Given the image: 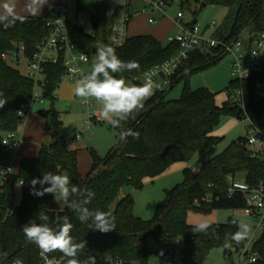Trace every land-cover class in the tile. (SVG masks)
Masks as SVG:
<instances>
[{
    "label": "trees",
    "instance_id": "16d2710c",
    "mask_svg": "<svg viewBox=\"0 0 264 264\" xmlns=\"http://www.w3.org/2000/svg\"><path fill=\"white\" fill-rule=\"evenodd\" d=\"M184 2H193L200 8L204 4L203 8L213 5L226 9L227 16L215 37L227 43L237 40L242 33L254 39L264 31V0ZM92 25L94 32L89 35L76 21H68L77 51L89 56H95L97 44L110 46V21L98 3ZM48 33L45 20L38 17H18L7 28L0 24V102H3V107H0V168L11 165L12 153L2 145V140L6 134L17 133L24 125L28 112L25 111V116H20L19 112L25 110L34 92L33 80L4 62L2 55L16 52L19 46L25 49L26 57L31 58ZM113 49L120 59L136 61L140 65L139 70L122 73L130 85L134 77L173 57L179 48L174 44L163 45L154 37L143 35L129 38L123 47ZM223 58L215 53H192L172 77V89L177 83H184L181 97L170 101L167 94H156L147 99L143 109L133 113L122 128L112 127L118 136L122 129L139 132V139L132 136L127 137V142L119 139V144L105 157L90 150L92 165L85 178L78 169V151L69 148L61 135L63 123L54 109L56 92L65 73L64 65L62 62L46 65L43 97L50 102L51 108L40 111L39 115L45 120L50 140L48 145L41 147L38 158L20 161L16 175H8L2 184L0 178V264H13L16 260L25 264H41L40 250L26 241L21 230L39 211L45 212L50 222L57 215L69 217L73 224V239L76 242L87 241V247L78 254L81 261L94 256L96 264H115L117 260L149 264L150 240L161 247H174L180 240H185L180 248L181 264H204L214 249H223L228 258L238 254L244 241L240 244L229 241L230 246L225 247V238L237 231V223L230 220L223 225H211L207 233L194 232L187 223V215L190 211H236L246 207L243 195L237 193L229 197L227 194L229 176L240 178L250 186L264 181V161L251 159L245 138L232 142L220 155L205 162L197 174L189 168L184 169L183 182L165 193L150 221L134 216L135 202L131 196L120 199L114 211L110 210L123 187L140 189L145 180L163 175L176 163H189L217 145L221 139L214 137L213 133L223 117L245 118L264 130V71L242 82L230 81L226 91L235 89L243 92V111L228 100L218 106L215 101L217 95L208 89L190 88L189 81L194 74L217 65ZM140 114L143 115L135 122ZM49 171L69 176L81 190H91L95 196L88 205L89 209L111 212L115 216L116 229L108 233L93 231L89 223H81L67 207L60 210L51 194L43 197L31 195L30 181ZM18 182H22L21 201L16 206L15 186ZM36 188L39 189L40 185ZM37 222L40 221L37 219ZM258 247L261 259L257 264H264V235ZM49 255L57 259L61 257L59 252Z\"/></svg>",
    "mask_w": 264,
    "mask_h": 264
},
{
    "label": "built area",
    "instance_id": "2783aa9c",
    "mask_svg": "<svg viewBox=\"0 0 264 264\" xmlns=\"http://www.w3.org/2000/svg\"><path fill=\"white\" fill-rule=\"evenodd\" d=\"M105 16L110 21L108 44L113 48H121L130 37V26L139 17H146V25L157 26L167 17V12L174 3V0H96ZM69 0H61L58 6H50L49 18L45 21L49 29L48 36L38 46L37 52L27 58L25 49L17 46V51L12 54H3L2 60L9 66L18 70L25 69L26 76L34 82V92L24 111H20V116H25V111L29 112L34 104H44V97L36 95V88L44 90L45 66L57 65L62 62L65 73L61 82L66 78L70 83H74L88 74L81 68L89 63V55L80 53L74 44L68 28ZM219 27L213 22L207 28L201 29L194 22H186L184 14L179 12L172 23V32L166 35V44L178 46V52L173 57L163 63L154 66L140 76L131 80L130 84H141L147 79L146 74H152L155 84L161 85L156 94H167L173 87L172 77L177 70L185 64L192 53L213 54L225 57L232 55L234 62L233 77L235 81H245L255 74L264 71V31L259 33L254 39L246 33H242L239 38L231 43L219 40L215 37ZM174 33V34H173ZM87 56L88 62L85 63L82 57ZM22 72V71H21ZM57 99V97H56ZM227 100L231 105L244 110L243 92L241 90L230 89L227 92ZM83 104L91 109L93 104L89 100H84ZM102 118L100 111L89 113L87 125L90 126L94 121ZM248 120V119H247ZM248 135L245 138V147L251 159L264 161V130L255 127L250 120ZM79 138V136H78ZM2 145L9 151H15L20 143L17 140V133H8L2 140ZM197 174L198 171H193ZM14 175L13 168L6 166L0 168L1 184L5 182L8 175ZM229 197L239 193L246 199V207L240 210L242 214L253 223V236L250 240H245L238 253L236 264H257L261 259L258 242L264 235V181L256 186L248 185L244 180L229 176L227 177ZM22 186V182H18ZM210 201V198H207ZM236 224V221H233ZM154 257L159 261L167 260L172 264L174 259H182V253L179 244L174 247H160L156 252H150V258ZM49 258L52 256L49 255ZM41 259V264L44 260ZM13 264H25L21 260H16ZM115 264H140L139 262H126L117 260ZM150 264V263H149ZM163 264V263H156Z\"/></svg>",
    "mask_w": 264,
    "mask_h": 264
},
{
    "label": "rangeland",
    "instance_id": "374dc122",
    "mask_svg": "<svg viewBox=\"0 0 264 264\" xmlns=\"http://www.w3.org/2000/svg\"><path fill=\"white\" fill-rule=\"evenodd\" d=\"M18 6H20V13L26 7H31L32 0H17ZM61 4V0H49V3L40 9L36 8V11L41 10L43 13L42 19L48 20L49 18V8L50 6H58ZM96 0H69V18L72 21H76L77 24L82 27L86 34L92 35L94 32L92 25V17L96 14ZM32 8V7H31ZM179 12L184 14V19L186 22H194L199 28L205 29L211 23L215 22L217 27H220L227 16V10L218 6H207L203 9L197 6L193 2L185 3L184 0H174L172 6H170L166 21L160 24L158 27L146 25V17H139L130 26L129 35H149L154 37L156 40L166 44V35L172 32V23L176 19ZM145 23V24H144ZM174 34V33H173ZM95 56H89V63L82 66V70L90 73L91 64L94 62ZM234 62V57L232 55H226L217 65L211 66L203 71L194 74L189 81L190 88L192 90H198L201 88L208 89L213 94H216V104L221 106L227 100V91L230 81L234 80L233 68L231 64ZM22 73L26 74V70L22 69ZM78 82V81H77ZM77 82H74L76 84ZM72 84L68 79H64L59 88L58 93L56 92V102L54 109L59 113V119L63 123L61 129V135L66 140L68 147H75L72 144V139L75 136H80L79 141H77L78 147L86 148L79 153L78 162L80 164V173H84L82 176L86 177L91 165L90 150H94L100 157H105L107 153L116 145L119 144V136L117 131H115L111 125H109L103 118L100 122L92 123L88 126L86 123L88 121L89 113L95 111H101L100 102L96 101L94 98H89V102L93 104L91 109L82 104L84 98L73 99L72 101L63 99L59 95V91L65 87ZM131 85V84H130ZM184 88V83H177L173 89L167 93V100L174 101L181 97L182 90ZM36 95L42 97L44 95L43 90L36 88ZM51 108L50 102L44 99V104H34L25 119V122L30 121L31 118L37 117L41 122L43 118L39 115L40 111H49ZM27 124V123H26ZM25 125V123H24ZM24 125L21 126L17 132L18 138L23 137V143L21 148L30 147L36 142L29 141L25 136ZM249 121L245 118L240 119L239 117L225 116L221 119L220 125L217 127L213 133L214 137H218L221 141L208 150L203 155H197L189 163H176L163 175L155 179H147L143 182L140 189L134 188L132 186H125L121 189L119 196L124 195L125 197L131 196L135 202L133 208V214L136 218L143 221H150L155 213L157 206L164 200L165 193L172 190L177 185H180L183 180V170L189 168L192 171L194 169H200L202 165L220 155L232 142L238 141L240 138H246L248 135ZM29 128V126H28ZM27 128V129H28ZM43 135L39 137L36 141H42L45 136L44 129H42ZM24 137L26 139H24ZM43 145H48V142L43 141ZM75 145V144H74ZM20 148V149H21ZM41 151V150H39ZM38 151V154H39ZM16 151L11 153V161L15 158ZM14 174L16 175L18 169L13 168ZM82 174V173H81ZM21 199V186L18 184L15 186V204L17 205ZM58 206V198H54ZM119 198L113 203L110 210L114 211ZM61 207V206H60ZM201 220H207L211 225H223L228 221H236L237 225L240 222L247 223L251 232L249 234L250 240L253 236V226L254 223L245 217L240 210L230 211V210H215L206 213H199L190 211L187 215V223L189 226H193ZM148 247L151 252H156L161 246L154 241H148ZM182 246H180L181 248ZM238 261V254H233L231 257H226L224 255L223 249H214L211 251L204 264H236ZM163 263L168 264L167 260L159 261L154 257L150 258V264ZM172 264H181V259L172 260Z\"/></svg>",
    "mask_w": 264,
    "mask_h": 264
},
{
    "label": "clouds",
    "instance_id": "9594fccd",
    "mask_svg": "<svg viewBox=\"0 0 264 264\" xmlns=\"http://www.w3.org/2000/svg\"><path fill=\"white\" fill-rule=\"evenodd\" d=\"M48 3L49 0H32L33 14L37 7L43 9ZM4 8V14H0V24L7 28L18 17L8 5ZM82 60L87 63L88 57L84 56ZM139 68L140 65L136 61L120 59L112 47L97 44L91 71L76 83L74 94L86 100L94 98L100 102L101 117L113 128H122V124L127 122L133 113L142 110L144 102L161 88V85L154 83L152 74H146L147 79L144 83L129 85L122 73ZM0 107H3V102H0ZM128 136L139 139V132L122 129L119 139L127 142ZM30 185L31 195L43 197L45 194H51L58 198L61 208L70 209L81 223H89L93 231L108 233L116 229L115 216L107 211L90 210L88 205L95 194L91 190H81L72 183L69 176L49 171L43 173L41 177L33 178ZM36 185H40V188L37 189ZM192 227L194 232L207 233L211 224L207 220H201ZM72 228L73 224L68 216L57 215L54 221L50 222L49 216L39 211L34 214L33 219L22 226L21 230L26 241L35 244L40 250L44 264H96L94 256H89L83 261L78 259V254L87 247V241L76 242L71 236ZM250 232L251 228L247 223H238L237 231L226 236L225 247L230 246L229 241L240 244L247 240ZM55 252H59L61 257L49 258V254Z\"/></svg>",
    "mask_w": 264,
    "mask_h": 264
},
{
    "label": "crops",
    "instance_id": "0c3cea01",
    "mask_svg": "<svg viewBox=\"0 0 264 264\" xmlns=\"http://www.w3.org/2000/svg\"><path fill=\"white\" fill-rule=\"evenodd\" d=\"M17 0H0V14H4L5 12V8L4 6L5 5H8L10 8L13 9V14L16 16V17H38V18H42V15L43 13H41L42 11L39 10V11H35V14H33V11H32V8L31 7H26L23 9V11H21L20 13V6H18ZM137 20V19H136ZM135 20V21H136ZM46 21V20H45ZM134 21V22H135ZM166 20H163L161 21L157 26L155 27H158L160 24H162L163 22H165ZM146 23V21H145ZM144 23V24H145ZM133 24V23H132ZM172 28V27H171ZM136 36H143L142 34H137V35H130V37H136ZM75 85L74 83L72 84H69V86H65L63 87L60 91H59V95L62 96L63 99H66V100H73V99H81L80 97H77L75 96L74 94V88H75ZM60 89V88H59ZM58 93V91H57ZM89 100V98H88ZM83 104V102H82ZM102 120V118L94 121L93 123H97V122H100ZM27 123V124H26ZM29 126V128H28ZM24 130L25 132L27 133V136L26 138L29 140V141H33V142H36L37 144H34L33 146H30V147H23L21 148L22 146V143H23V137L21 136L20 138H18V134H17V140L19 141L20 145L19 147L15 150L16 151V154H15V158L12 160V163H11V167L12 168H17L19 169V165H20V161L22 159H36L38 158L39 154H40V151L41 150V147L43 146V141L44 142H49L50 138H49V135L47 134L46 132V123H45V120H43V122H41V120H39L37 117H33L31 118L30 121H26L25 122V125H24ZM28 128V129H27ZM42 129H44V132H45V136L43 137V140L42 141H36L37 139H39V137H41L43 135V132H42ZM24 137V139H26ZM80 139V136L78 138V136H75L73 139H72V144L73 146H75L74 148L71 147V149H75L78 151V156H79V153L83 150H87L86 148H81V147H78V144L77 141H79ZM75 144V145H74ZM21 148V149H20ZM70 148V147H69ZM38 151H39V154H38ZM14 152V151H13ZM78 158V157H77ZM91 165H92V162H91ZM91 165H90V169H91ZM171 168V167H170ZM169 168V169H170ZM78 169H79V172H80V164L78 162ZM89 169V171H90ZM168 169V170H169ZM186 169V168H185ZM167 170V171H168ZM88 171V173H89ZM193 171H199V169H194ZM82 173V174H81ZM81 176L84 174L82 171H81ZM87 176V175H86ZM83 177V176H82ZM85 178V177H83ZM119 200L122 199V198H125L124 195H120L119 197ZM21 201V199H20ZM20 204V202L16 205L18 206ZM60 210H62L63 208H61L60 206H58Z\"/></svg>",
    "mask_w": 264,
    "mask_h": 264
},
{
    "label": "water",
    "instance_id": "95a60500",
    "mask_svg": "<svg viewBox=\"0 0 264 264\" xmlns=\"http://www.w3.org/2000/svg\"><path fill=\"white\" fill-rule=\"evenodd\" d=\"M203 7H204V4H202L201 8H203ZM142 115H143V114L138 115V116L134 119L135 122H137V121L141 118ZM185 243H186L185 240H180V241L178 242L179 246H183Z\"/></svg>",
    "mask_w": 264,
    "mask_h": 264
}]
</instances>
